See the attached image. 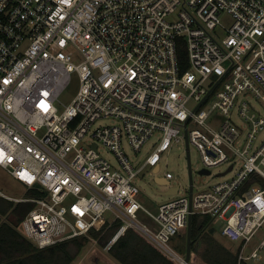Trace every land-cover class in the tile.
<instances>
[{"label":"built area","instance_id":"1","mask_svg":"<svg viewBox=\"0 0 264 264\" xmlns=\"http://www.w3.org/2000/svg\"><path fill=\"white\" fill-rule=\"evenodd\" d=\"M253 103L264 111V0H0V168L36 193L0 197L32 205L19 228L37 249L88 236L110 214L121 224L104 251L132 229L180 263L168 244L200 216L224 222L239 262L259 259L264 236L244 253L264 226V113ZM183 141L208 176L224 165L216 176L231 177L197 193L192 182L191 195L180 181L175 196L186 195L151 212L134 179ZM147 145L142 163L128 158L125 147Z\"/></svg>","mask_w":264,"mask_h":264},{"label":"trees","instance_id":"2","mask_svg":"<svg viewBox=\"0 0 264 264\" xmlns=\"http://www.w3.org/2000/svg\"><path fill=\"white\" fill-rule=\"evenodd\" d=\"M177 54L181 70L184 71L188 65L182 38L177 45ZM25 195L31 197L36 193L29 190ZM31 208V204H15L0 197V264H73L90 240L96 241L97 245L103 248L121 224L119 221L110 223L106 219H100L90 229L88 236L66 240L39 250L25 240L17 229V225L21 223ZM9 213L13 214L17 225L6 220ZM191 227L192 243L189 264H248L246 261H238L239 246L233 253L229 250L225 251L223 246L217 242L213 225L207 217L193 216ZM175 237L180 240V244L176 247L177 251L185 255L186 233H178ZM203 242L207 243L208 247L202 250L200 256L198 246ZM108 254L118 264H176L132 229H128L123 236L118 238Z\"/></svg>","mask_w":264,"mask_h":264},{"label":"rangeland","instance_id":"3","mask_svg":"<svg viewBox=\"0 0 264 264\" xmlns=\"http://www.w3.org/2000/svg\"><path fill=\"white\" fill-rule=\"evenodd\" d=\"M175 15L169 16L168 19L170 22H173ZM77 80L75 77L72 78L69 85L65 88V90L58 96L56 101V107L58 108V112H61L65 106H67L71 100L73 99L76 90H77ZM251 100V99H250ZM254 107L261 113H264L263 108L257 104L253 103ZM232 118L235 119V115L233 114ZM116 121L113 119H105L97 124L101 125H113ZM96 124V125H97ZM189 128H192L191 126ZM157 135H155L151 141L156 139ZM148 145L145 146L139 153H131L128 149L125 150L127 152V156L132 161L143 162L144 158L147 156ZM102 156L111 160V154L105 151L102 147L99 149ZM189 160L191 165V176L193 182V190L194 193L199 191H205L214 184L227 180L231 177V174H228L224 177H217V173L224 171L225 166H218L211 170L212 175H201L199 171L202 169V164L200 160V156L195 147L189 146L188 149ZM139 163V164H140ZM160 170L157 173H154L150 167H146L143 172L136 176L134 179V197L149 211L155 212L158 205L176 199L178 197H183L186 195L183 188H181L180 193L177 196L170 195H156L153 190L158 192L165 191L168 186L161 185L156 182L155 178H162L166 172L172 174L173 178L170 181L171 187H176L180 184V181H183L186 185H189V176L187 169V150L185 142L175 143L171 146V148L161 155L160 161ZM0 192L9 197H13L16 199L26 198L25 195L27 191L23 188V186L17 182H15L8 174L0 168ZM8 201V200H7ZM11 202V201H10ZM14 203V202H13ZM16 204V203H15ZM7 217V218H6ZM6 220L16 224L15 217L13 214L9 213L6 216ZM105 219L109 221L111 219L110 214H106ZM5 220V219H3ZM140 221L145 223L146 225H150V221L146 216H141ZM224 226V222L222 220H218L214 225L213 229L215 231L214 237L217 242L223 246L225 251L229 250L231 252H235L237 247L240 245L237 241H230L227 238L221 236V230ZM17 229L20 231L19 225H17ZM185 232V230L179 232L180 234ZM264 236V226L257 232L253 240L250 244L246 246L244 251L245 254H249L252 249L257 247L259 244V240ZM176 238V237H175ZM173 239L172 242H169V248L173 250L179 257L184 258V254L180 251H177L176 247L180 244V240L178 238ZM29 242V241H28ZM64 242V241H63ZM32 246H34L31 242H29ZM35 247V246H34ZM205 247H208V244L203 242L198 246V254L201 256L202 250ZM181 249V248H179ZM42 250V249H39ZM259 259L246 261L248 264H264V248L258 251ZM103 262L104 264H118L115 262L108 254V252L104 251L103 248H100L96 241H89L83 249L78 254L75 262L73 264H96L97 262ZM176 264L178 262L174 261Z\"/></svg>","mask_w":264,"mask_h":264},{"label":"water","instance_id":"4","mask_svg":"<svg viewBox=\"0 0 264 264\" xmlns=\"http://www.w3.org/2000/svg\"><path fill=\"white\" fill-rule=\"evenodd\" d=\"M186 145V150H187V169H188V176H189V194L191 195L192 192V176H191V165H190V160H189V153H188V144L187 142L185 143ZM208 171L206 170H200L199 174L201 175H208ZM156 182L164 185V186H168L169 182L167 180H165L164 178H155ZM154 194L156 195H170V196H175L177 194L178 188H171V189H167L163 192H158L156 190H153ZM185 233H186V246H185V255L184 258L182 259V261L179 264H189V259H190V251H191V234H192V227H191V217H188V221H187V226L185 229ZM97 264H104L103 262H97Z\"/></svg>","mask_w":264,"mask_h":264},{"label":"crops","instance_id":"5","mask_svg":"<svg viewBox=\"0 0 264 264\" xmlns=\"http://www.w3.org/2000/svg\"><path fill=\"white\" fill-rule=\"evenodd\" d=\"M167 190V189H166ZM154 247V246H153ZM157 249V248H156ZM158 250V249H157ZM162 253V252H161ZM165 255V254H164ZM179 256V255H178ZM167 258H169L168 256H166ZM170 259V258H169ZM171 260V259H170Z\"/></svg>","mask_w":264,"mask_h":264},{"label":"flooded vegetation","instance_id":"6","mask_svg":"<svg viewBox=\"0 0 264 264\" xmlns=\"http://www.w3.org/2000/svg\"><path fill=\"white\" fill-rule=\"evenodd\" d=\"M97 264V263H96Z\"/></svg>","mask_w":264,"mask_h":264}]
</instances>
